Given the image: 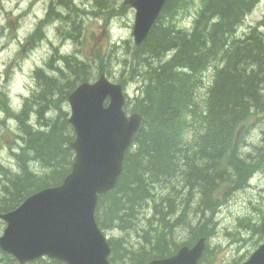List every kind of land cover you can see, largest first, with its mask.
<instances>
[{
  "label": "trees",
  "instance_id": "obj_1",
  "mask_svg": "<svg viewBox=\"0 0 264 264\" xmlns=\"http://www.w3.org/2000/svg\"><path fill=\"white\" fill-rule=\"evenodd\" d=\"M71 1L55 3L69 9ZM259 2L168 0L145 42L127 51L125 65L130 62L132 78L141 82L139 95L128 97L127 109L144 117L120 180L114 190L99 196L96 209L98 224L112 235V264H142L192 246L202 236L209 240L217 231L214 216L221 205L216 192L222 185L229 188L227 193L244 188L256 170H264V30L259 25L242 34L238 30ZM192 8L197 11L192 27L178 25L176 18L189 16ZM51 13L80 29L75 18L56 8ZM112 55L110 51L93 60L98 74H111ZM67 67L59 76L36 72L39 90L17 115L23 144L14 155L20 172L0 163V213L17 208L42 188L62 183L72 169L75 131L58 100H68L95 73L90 62L79 58ZM208 71L213 72L210 80ZM200 87L206 90L203 97ZM55 111L53 118L45 117ZM34 114L40 128L28 119ZM253 123L263 124L261 139L246 150L241 136ZM163 184L172 192L156 194V187L165 189ZM240 225L264 239L261 224L246 220ZM115 231L118 235L112 234ZM209 250L208 244L201 262ZM0 264L20 262L1 249ZM25 264L67 263L41 257Z\"/></svg>",
  "mask_w": 264,
  "mask_h": 264
},
{
  "label": "rangeland",
  "instance_id": "obj_2",
  "mask_svg": "<svg viewBox=\"0 0 264 264\" xmlns=\"http://www.w3.org/2000/svg\"><path fill=\"white\" fill-rule=\"evenodd\" d=\"M98 1L107 3L109 7L98 6L96 0H72L73 6L69 9L64 5L57 6L59 3L56 5V0H0V163L13 173L20 172L14 152L20 151L23 143L17 115L25 102L39 90L36 72L59 76V70L66 72L69 70L68 62L79 58L90 62L95 79L99 72L93 60L112 51L113 60L109 65L112 72L109 78L126 82V94L130 99L139 95L141 82L136 76L132 78L128 69L130 62L125 65L124 61L127 51L135 44L133 28L136 11L126 5L125 0ZM51 8L62 11L64 16L75 18L74 23L80 29L69 26L66 18L53 16L52 13L50 16ZM196 14V9L192 8L189 16L183 14L176 18L177 24L191 28ZM245 18V22L238 28L240 34L249 31L254 25L263 26L264 30V0H260ZM206 76L210 80L213 72L208 71ZM199 91L203 97L206 90L201 88ZM58 104L67 118L71 113L69 101L62 103L59 99ZM57 114L55 111L45 114V117L53 118ZM30 117L35 123L33 126L40 128L36 115L28 116V119ZM248 127L247 132L241 136L244 138L242 146L246 150H253L254 144L261 139L263 124L253 123ZM192 139L188 137L189 141ZM181 186L179 184L178 188ZM161 188L156 187V194L172 192L169 186L164 185L163 190ZM227 191L229 188L222 185L216 192L221 203L214 216L218 222L217 231L207 240L210 250L201 264H236L246 261L264 241L253 236L251 229L240 225L246 220L255 224L264 221V208H261L264 199V170H256L244 188L233 190V193ZM184 197H188L187 193ZM193 202L190 205L192 202L189 201L192 208L196 206ZM4 227L5 222L0 219V236ZM112 234L118 235V231Z\"/></svg>",
  "mask_w": 264,
  "mask_h": 264
},
{
  "label": "water",
  "instance_id": "obj_3",
  "mask_svg": "<svg viewBox=\"0 0 264 264\" xmlns=\"http://www.w3.org/2000/svg\"><path fill=\"white\" fill-rule=\"evenodd\" d=\"M168 0H125L135 11L134 42L140 45L161 15ZM68 118L76 137L72 169L57 186H47L0 213L6 222L0 248L21 264L40 257L67 264H112L109 236L98 224L99 196L115 189L124 171L126 151L140 129L143 114H128L125 86L106 73L82 82L69 95ZM264 234V222L261 225ZM207 247L206 237L183 246L166 258L142 264H198ZM239 264H264V242Z\"/></svg>",
  "mask_w": 264,
  "mask_h": 264
},
{
  "label": "bare ground",
  "instance_id": "obj_4",
  "mask_svg": "<svg viewBox=\"0 0 264 264\" xmlns=\"http://www.w3.org/2000/svg\"><path fill=\"white\" fill-rule=\"evenodd\" d=\"M79 2V1H78ZM93 5V4H92ZM63 8V7H62ZM63 10V9H62ZM92 12V11H91ZM88 13H90V12H88ZM95 13V12H94ZM85 15V14H84ZM95 15V14H94ZM97 15V14H96ZM81 16H82V14H81ZM81 18V17H80ZM79 21V20H78ZM174 26H175V24H174ZM175 27H177V25L175 26ZM59 58V57H58ZM60 59V58H59ZM6 119V118H5ZM27 141H28V139H27ZM22 142V141H21ZM26 142V141H25ZM23 144V143H22ZM27 144V143H26ZM31 144V143H30ZM26 147H28V146H26ZM17 148H19V147H17ZM16 148V149H17ZM21 148H22V146H21ZM22 150V149H21ZM24 151V150H23ZM26 151H27V149H26ZM26 151H24V152H26ZM24 154H26V153H24ZM27 157H29V156H27ZM30 158V157H29Z\"/></svg>",
  "mask_w": 264,
  "mask_h": 264
}]
</instances>
